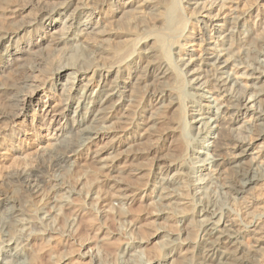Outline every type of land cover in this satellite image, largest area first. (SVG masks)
Returning <instances> with one entry per match:
<instances>
[{
  "label": "bare ground",
  "instance_id": "6f19581e",
  "mask_svg": "<svg viewBox=\"0 0 264 264\" xmlns=\"http://www.w3.org/2000/svg\"><path fill=\"white\" fill-rule=\"evenodd\" d=\"M249 1L0 0V96L17 117L30 110L24 117L32 116L39 128H54L56 134L47 152L49 166L0 179V264H45L32 248L33 239L72 234L75 221L59 211L73 194L83 193L56 179L55 168L73 167L74 152L109 137L116 142L111 152L124 143L132 157L135 146L160 122L162 109L175 106L189 116L177 126L183 138L180 160L163 166L158 158L149 172H160L154 178L149 174L138 188L143 198L153 200L154 222L165 244L157 248L156 258L139 259L143 243L131 230L121 262L260 264L244 241L257 235V247L264 248V210L238 227L229 211H217L202 197L227 175L234 200L264 183V146L255 151L264 139V44H256L264 12L258 8L253 14ZM146 14L154 21L134 22ZM193 16V29L203 32L197 38L202 57L190 49L180 53L190 42L180 39L192 38L188 24ZM230 66L245 69L249 85ZM156 82L169 92L167 98L156 95ZM247 116L252 120L243 119ZM110 167L117 170L102 165ZM204 170L206 178L201 177ZM8 178L20 182L19 188L7 190ZM50 181L56 183L47 185ZM46 191L56 192L54 200L30 212L32 194H44L46 201ZM182 204L193 205V217ZM172 217L178 219L177 234L159 226ZM54 258L61 263L65 254Z\"/></svg>",
  "mask_w": 264,
  "mask_h": 264
},
{
  "label": "rangeland",
  "instance_id": "374dc122",
  "mask_svg": "<svg viewBox=\"0 0 264 264\" xmlns=\"http://www.w3.org/2000/svg\"><path fill=\"white\" fill-rule=\"evenodd\" d=\"M263 5L264 0H250L248 9H253L255 12L253 14H256L258 8L264 12ZM138 21L150 23L154 21V18L151 14H146L142 18L134 19V22ZM195 21L196 17L193 16L188 24L192 38L180 39L181 43L190 41L181 48L180 53L186 55V49H190L195 57H202L205 52L197 38L203 32L196 26L193 29ZM5 23L10 25V20ZM260 31L256 41L258 47L264 44V30ZM211 41H214V38ZM143 46L144 44L141 45ZM229 70L234 72L244 84L249 85L246 74L242 73L245 69L230 66ZM153 88L157 91L156 95L161 96L159 93L162 92L165 94L164 99L168 97L169 92L160 82H156ZM146 90L147 88L142 89L140 95L143 96ZM41 96L45 98L44 94ZM3 98L0 96V112L3 113H0L2 117L0 118V179L28 168L49 166L52 158L47 152H50L51 144L55 141L54 128L44 126L39 128L36 123H33L32 116L24 117L26 113H30V110L24 111L23 115L20 113L17 117L16 109L6 106L7 102ZM155 98L157 99L154 96L153 99ZM261 104L264 108V101ZM160 113V122L148 132L141 144L135 146L132 157L130 156L132 152L126 148L124 143L111 152L110 147L116 142L112 140L113 137H109L91 145L89 149L84 148L79 153L74 152L72 154L75 161L73 167L65 166V168H55L52 171L56 179L81 189L83 194H73L69 204L63 207V212L59 211L60 214L67 215L64 218L69 219V222L75 221V228L70 237L50 233L47 239L45 235L33 239L32 248L37 255L45 258V264H124L121 262L120 254L122 249L127 247L126 242L129 240L127 237H130L128 233H131V230H133L132 234L143 243L141 247L143 258H140L139 254V259L157 257L156 250L165 244V238L158 235L159 231L156 229L158 225L154 222L155 216L153 215H156L157 211H155L153 200H147L148 197L143 198L144 191L138 188L142 186L149 174L153 178L158 175L156 173L160 172V169L149 172L158 158L163 166L171 161L180 160L183 138L180 127L177 126L183 118L189 117L186 110L176 106L172 109L165 107ZM243 119L252 120L250 116ZM257 143L255 151H259L261 145L264 146V139L258 140ZM99 153L100 156L97 158ZM97 159H102V161L98 162ZM104 163L108 166H115L117 170L111 171L112 167L102 168ZM206 173L208 170H204L201 177L206 178ZM180 177L181 175H178V178ZM229 178L230 175H227L224 179L212 184L211 192L209 189L202 196L203 201L209 202L217 211L223 213L229 211V216L235 220L238 227H243L248 224L255 213L264 210V183L246 194L244 198L234 200L232 192L226 188ZM8 179L9 181L14 180ZM119 180L120 183H118ZM11 181V186L7 190L12 189V186L19 188L20 182ZM55 183V181H50L47 185ZM94 191L97 193L91 194ZM55 194L56 192L46 191V201L42 200L44 194H32L29 198L28 209L30 212L44 209L51 200H54L51 198ZM97 194L101 196L98 198ZM187 201L183 199L181 203H187ZM249 204H251L250 208ZM192 206L182 204L180 207L188 217H193ZM177 220L176 217L167 218L159 221L161 222L159 226H164L165 231L177 234L180 232ZM62 225L63 223L59 224V226ZM63 226L66 228V224ZM256 237L257 235L247 236L244 241L245 246L255 254L260 264H264V248L257 247L260 241ZM60 253L65 254L66 258L61 263L56 262L57 258H54V254L59 255ZM139 259L136 258L135 262L128 264H139Z\"/></svg>",
  "mask_w": 264,
  "mask_h": 264
}]
</instances>
